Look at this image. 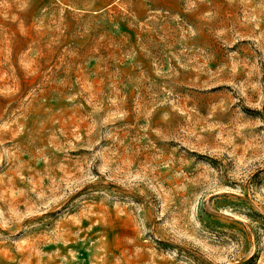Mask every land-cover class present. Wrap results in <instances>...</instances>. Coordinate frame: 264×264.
<instances>
[{"label": "rangeland", "instance_id": "rangeland-1", "mask_svg": "<svg viewBox=\"0 0 264 264\" xmlns=\"http://www.w3.org/2000/svg\"><path fill=\"white\" fill-rule=\"evenodd\" d=\"M0 264H264V0H0Z\"/></svg>", "mask_w": 264, "mask_h": 264}]
</instances>
